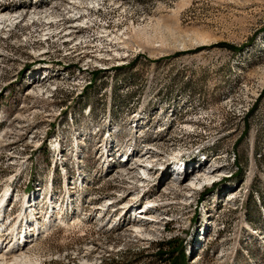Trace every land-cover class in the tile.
<instances>
[{
    "label": "rangeland",
    "instance_id": "374dc122",
    "mask_svg": "<svg viewBox=\"0 0 264 264\" xmlns=\"http://www.w3.org/2000/svg\"><path fill=\"white\" fill-rule=\"evenodd\" d=\"M11 8L3 246L28 224L33 264H167L154 247L170 238L183 264H264V0H0Z\"/></svg>",
    "mask_w": 264,
    "mask_h": 264
},
{
    "label": "bare ground",
    "instance_id": "6f19581e",
    "mask_svg": "<svg viewBox=\"0 0 264 264\" xmlns=\"http://www.w3.org/2000/svg\"><path fill=\"white\" fill-rule=\"evenodd\" d=\"M69 3H71L70 4V8L71 7H73L74 9L78 8V5L74 4V2H73V4H72V2H69ZM82 3H83L82 1L78 2L79 5H81ZM67 4H68V2H67ZM17 13H18V10H16L15 8H11V9L5 11V12H0V23L13 21L15 19V15ZM35 14H37V13H35ZM156 159H157L156 157L150 156L149 160H148V163H147V166L146 165L145 166L142 165L143 166V170H142V175L139 177L140 180H146V177H149V175H148L149 174L148 170H150L149 166H153V164H154L153 162ZM214 172H215L214 169L213 170L204 169L202 172L196 171L195 175L200 177L199 174L200 175L203 174L204 177L210 178V177H212L215 174ZM176 173H178V171ZM191 182H192L191 186H195L196 185V182H195L194 178L191 180ZM191 186H189V188H191ZM9 195H10V192H9ZM2 201H3V199H2ZM2 201L0 199V206L2 205ZM55 205L56 204L51 201V203H50L51 210L52 209L54 210ZM1 208H2V206L0 207V209ZM5 211H6V214H7V210L6 209H5ZM137 212H138V216L137 217H139L140 219L153 220L152 218H150L148 216V213L146 212V209H140L139 211H136V213ZM47 221H48L47 223H49V222H51V219L49 218ZM0 226H2V224H0ZM31 226H32V224H31ZM39 228L40 227H37V229L34 230L32 227H30L28 224H26L22 230H19V231H17L15 233L14 238H13V242L10 245H6L5 244L3 246V242L0 240V264H11V263L12 264H33L32 259L30 258L29 250H28V245L33 241V239L30 238V236H33V235H31V233L29 234L28 232L30 230L34 231V232L37 231V233L39 234V232H38ZM7 230H9V232H11V234L14 232L13 231L14 229H11V228H7ZM3 231H4V229H2V232ZM1 235L2 234H0V237H1ZM10 242H8V243H10Z\"/></svg>",
    "mask_w": 264,
    "mask_h": 264
},
{
    "label": "trees",
    "instance_id": "16d2710c",
    "mask_svg": "<svg viewBox=\"0 0 264 264\" xmlns=\"http://www.w3.org/2000/svg\"><path fill=\"white\" fill-rule=\"evenodd\" d=\"M156 249V254L160 256V258L165 257V260H167V264H176L177 260H180V264H183L184 262V254L182 251L181 244L177 243V241L174 238H170L166 241L162 240L158 243H156V246L154 247ZM175 252L180 253L181 258L176 259Z\"/></svg>",
    "mask_w": 264,
    "mask_h": 264
}]
</instances>
